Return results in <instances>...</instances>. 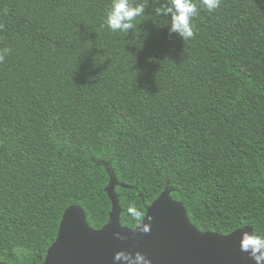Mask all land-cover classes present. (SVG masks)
Segmentation results:
<instances>
[{
    "label": "trees",
    "instance_id": "16d2710c",
    "mask_svg": "<svg viewBox=\"0 0 264 264\" xmlns=\"http://www.w3.org/2000/svg\"><path fill=\"white\" fill-rule=\"evenodd\" d=\"M110 3L0 0L3 263L42 264L71 206L105 226L110 185L124 227L167 193L201 232L264 235V0L201 9L185 42L151 0L111 32Z\"/></svg>",
    "mask_w": 264,
    "mask_h": 264
},
{
    "label": "water",
    "instance_id": "95a60500",
    "mask_svg": "<svg viewBox=\"0 0 264 264\" xmlns=\"http://www.w3.org/2000/svg\"><path fill=\"white\" fill-rule=\"evenodd\" d=\"M106 192L111 201L107 224L94 229L82 207L67 208L42 264H114L113 257L121 251L133 256L139 252L150 264H255L248 253L240 250L243 231L229 235L201 232L191 223L182 203L167 193L147 208L144 223H149L148 216L152 220L150 232L144 234L121 225L114 186L110 185Z\"/></svg>",
    "mask_w": 264,
    "mask_h": 264
},
{
    "label": "clouds",
    "instance_id": "9594fccd",
    "mask_svg": "<svg viewBox=\"0 0 264 264\" xmlns=\"http://www.w3.org/2000/svg\"><path fill=\"white\" fill-rule=\"evenodd\" d=\"M223 0H151L153 5L159 4V7L154 8V13L157 17L168 19L169 35L175 34L188 41L195 35L193 19L199 15L201 9L209 13L218 10L221 7ZM150 3V0H141L136 3L134 0H111L110 6L106 11V16L102 27L106 26L113 33H129L136 27L137 18L143 16ZM7 10H5L6 14ZM3 25L0 24V29ZM10 49L7 47L0 48V64L5 62ZM128 214L133 219L135 231L147 234L150 232L152 217L148 216L149 223H144L145 216L143 212L138 210L134 205L127 209ZM238 228L243 230L245 225H238ZM118 238L119 234H116ZM240 250L248 253L249 257L255 264H264V235L258 234L255 230L251 233L242 232L239 242ZM18 254L23 252V249L15 250ZM115 262L122 264H150V261L141 253L137 252L134 256L123 251L117 252L113 257Z\"/></svg>",
    "mask_w": 264,
    "mask_h": 264
}]
</instances>
